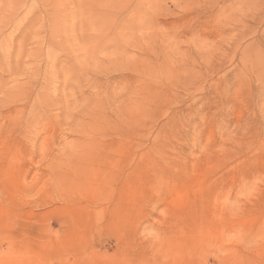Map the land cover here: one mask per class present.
<instances>
[{"label":"rangeland","instance_id":"1","mask_svg":"<svg viewBox=\"0 0 264 264\" xmlns=\"http://www.w3.org/2000/svg\"><path fill=\"white\" fill-rule=\"evenodd\" d=\"M3 4L0 264H264V0Z\"/></svg>","mask_w":264,"mask_h":264},{"label":"bare ground","instance_id":"2","mask_svg":"<svg viewBox=\"0 0 264 264\" xmlns=\"http://www.w3.org/2000/svg\"><path fill=\"white\" fill-rule=\"evenodd\" d=\"M5 1H8V0H4V6L5 7H7L8 6V4H5ZM4 8V7H3ZM6 9V11L8 10V7L7 8H5ZM5 11V10H4ZM5 11V12H6ZM8 13V12H7ZM5 14V13H4ZM1 19H2V16H1ZM5 18L3 17V20H4ZM7 20V19H6ZM2 21V20H1ZM4 22V21H3ZM1 24V23H0ZM7 24V23H6ZM6 26V25H5ZM3 27V26H2ZM1 27V28H2ZM0 33H1V29H0ZM2 34V33H1ZM1 34H0V51H2L3 53H4V55H3V58L4 59H6V58H8V46L6 45V41H5V39L3 38V36H1ZM3 63H4V61H3ZM3 63H1V64H3ZM6 67L8 68V62H6ZM6 74H8V71L7 70H3L2 68H0V79H2ZM4 83V82H3ZM7 86V85H6ZM1 87V86H0ZM3 87V86H2ZM8 93V92H7ZM7 95V94H6ZM5 96V95H4ZM1 97V96H0ZM3 99V98H2ZM7 99V98H6ZM8 100V99H7Z\"/></svg>","mask_w":264,"mask_h":264}]
</instances>
